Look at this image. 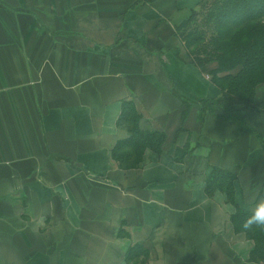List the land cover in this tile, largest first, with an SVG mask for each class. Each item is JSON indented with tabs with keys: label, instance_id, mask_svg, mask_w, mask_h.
Masks as SVG:
<instances>
[{
	"label": "crops",
	"instance_id": "0c3cea01",
	"mask_svg": "<svg viewBox=\"0 0 264 264\" xmlns=\"http://www.w3.org/2000/svg\"><path fill=\"white\" fill-rule=\"evenodd\" d=\"M199 2L0 0V264H256L205 181L233 173L231 205L250 213L264 118L239 132L201 109L218 90L174 35ZM124 101L166 137L130 171L111 159Z\"/></svg>",
	"mask_w": 264,
	"mask_h": 264
},
{
	"label": "trees",
	"instance_id": "16d2710c",
	"mask_svg": "<svg viewBox=\"0 0 264 264\" xmlns=\"http://www.w3.org/2000/svg\"><path fill=\"white\" fill-rule=\"evenodd\" d=\"M152 0H142V4ZM182 47L178 57L206 74L218 95L200 102L202 110L233 121L238 131L250 130L245 114L264 118V101L257 92L264 87V0H200L186 20L174 28ZM140 115L130 101L121 103L116 127L126 133L111 151L112 161L122 170L142 166L145 151L160 154L166 137L161 132L139 128ZM235 176L212 168L205 181V194H223L233 204ZM264 184L261 194H264ZM250 213L235 209L230 217L235 232L253 242L249 262L264 263V228L243 225ZM144 253L139 246L128 250L126 261Z\"/></svg>",
	"mask_w": 264,
	"mask_h": 264
},
{
	"label": "clouds",
	"instance_id": "9594fccd",
	"mask_svg": "<svg viewBox=\"0 0 264 264\" xmlns=\"http://www.w3.org/2000/svg\"><path fill=\"white\" fill-rule=\"evenodd\" d=\"M217 199L223 202V195L217 194ZM223 208L229 214L235 211L231 204L224 203ZM251 226L264 228V194H261L250 206V214L247 216L243 227L249 228Z\"/></svg>",
	"mask_w": 264,
	"mask_h": 264
},
{
	"label": "rangeland",
	"instance_id": "374dc122",
	"mask_svg": "<svg viewBox=\"0 0 264 264\" xmlns=\"http://www.w3.org/2000/svg\"><path fill=\"white\" fill-rule=\"evenodd\" d=\"M197 8V7H196ZM179 43V42H178ZM179 48H181V52L183 53V49H182V47H181V45H180V43H179ZM208 80H210V78H208Z\"/></svg>",
	"mask_w": 264,
	"mask_h": 264
}]
</instances>
